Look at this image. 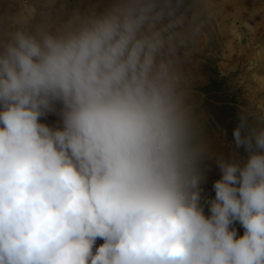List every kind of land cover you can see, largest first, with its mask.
<instances>
[{
	"label": "clouds",
	"instance_id": "1",
	"mask_svg": "<svg viewBox=\"0 0 264 264\" xmlns=\"http://www.w3.org/2000/svg\"><path fill=\"white\" fill-rule=\"evenodd\" d=\"M233 9L8 0L0 264H264V93L239 106L227 157L205 141L194 99L199 57ZM57 105L61 126L41 122ZM212 156L221 177L202 203Z\"/></svg>",
	"mask_w": 264,
	"mask_h": 264
},
{
	"label": "rangeland",
	"instance_id": "2",
	"mask_svg": "<svg viewBox=\"0 0 264 264\" xmlns=\"http://www.w3.org/2000/svg\"><path fill=\"white\" fill-rule=\"evenodd\" d=\"M85 0H57V6L65 4L68 11L76 9ZM95 1V0H91ZM245 1V0H244ZM260 1V0H259ZM30 3L39 5L40 0H29ZM235 2H239L235 0ZM261 3L264 1L261 0ZM8 0H0V14L7 8ZM244 14L246 9H243ZM259 20L264 19V10H260ZM235 13V9H233ZM235 15V14H234ZM229 17L225 22L222 31L209 43L204 54L199 59L201 63L193 71L194 99L197 103V114L203 125V136L216 153H222L227 157L232 149V130L237 124V113L239 106L247 104V99H256L258 93H264V72H250L240 69L235 70V18ZM244 19V18H243ZM256 28V29H255ZM256 42L264 31L260 25L256 26ZM242 39L237 43L245 46L250 42L246 29H239ZM262 34V35H260ZM256 58L259 60V56ZM255 58V59H256ZM264 59V58H263ZM262 60V59H261ZM45 117L41 122L45 123ZM207 171L206 180L202 183L201 202L214 198L213 184L220 179L221 173L216 165L215 156L206 158L204 161ZM207 214V208L205 209ZM235 227L239 234L243 229L239 224ZM97 240L96 246L102 244Z\"/></svg>",
	"mask_w": 264,
	"mask_h": 264
},
{
	"label": "crops",
	"instance_id": "3",
	"mask_svg": "<svg viewBox=\"0 0 264 264\" xmlns=\"http://www.w3.org/2000/svg\"><path fill=\"white\" fill-rule=\"evenodd\" d=\"M239 2L236 3L238 6V9H235V63L233 64L235 70L240 69L243 71L245 68V71L250 72H264V36H260L258 39L260 43H257L255 39L257 30L254 31V28L256 26L261 27V29L264 31V22H261L259 20L260 17V10H264V2L261 3L259 0H238ZM264 1V0H263ZM108 0H85L79 4L77 8L84 11L87 10L89 7L93 5H99L100 8H102ZM255 7V10L257 11V16L254 20L249 19V12L253 10ZM243 9H246V12L244 14ZM244 18V19H243ZM264 21V19H262ZM243 27L246 29V33L249 34L250 42L247 43L245 46L242 44L239 45V42L237 43V40L239 41V38L242 39V33L239 34V29H243ZM256 29V28H255ZM262 35V34H260ZM259 56L256 58V56ZM256 58V59H255ZM262 59V60H261ZM59 108L60 106H56V111L52 113H48L45 117V123L49 124L52 127H59L61 126V118L59 116Z\"/></svg>",
	"mask_w": 264,
	"mask_h": 264
}]
</instances>
